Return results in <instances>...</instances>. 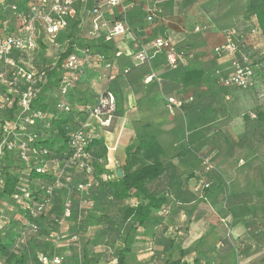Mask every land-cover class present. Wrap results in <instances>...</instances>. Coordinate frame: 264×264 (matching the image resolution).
<instances>
[{
    "label": "crops",
    "instance_id": "0c3cea01",
    "mask_svg": "<svg viewBox=\"0 0 264 264\" xmlns=\"http://www.w3.org/2000/svg\"><path fill=\"white\" fill-rule=\"evenodd\" d=\"M239 1L167 0L161 9L163 21L151 26L145 22L140 9L130 11L128 20L134 38L143 43L154 36L170 38L176 48L186 51L189 57L181 59L175 69L167 67L163 53L153 55L147 63L135 65L132 37H117L115 45L123 54L113 59L114 68H87L68 97L74 110L78 111L94 104L98 95L106 90L114 95L116 112L111 125L102 128L90 121L92 127L89 130L96 143L106 150L102 163L111 180L116 178L117 170L125 162L127 147L149 139H155L161 146L164 153L161 161L167 171L157 183L161 189L177 188L172 194L174 202L163 217L166 228L160 225L139 228L135 239L140 243L151 235L147 252H155V243L159 240H154V234L164 231L166 238L175 240V246L186 251L183 261L187 264L196 259L202 264H239V251L244 263L264 264V241L255 236L260 229L254 230L252 225L246 226L243 222L227 227V218L219 214L221 209L217 206L215 192H210L204 201L191 193L198 165L190 147L193 148L196 140L206 134L203 129L209 123L210 109L219 100L215 91V69L221 68L222 75L229 72V66L220 64L212 55V48L223 43L224 34L240 22ZM195 26L206 29L194 33ZM59 38L63 39L64 34ZM101 45L104 54L113 58L112 45ZM125 69L128 72L123 74ZM170 97L192 100L179 109L170 110L167 105ZM82 118L80 116L78 120ZM130 202L134 203L133 200ZM136 246L131 245V253L136 254L135 264H151L147 261L151 254H145L146 250ZM166 251L159 257L163 259Z\"/></svg>",
    "mask_w": 264,
    "mask_h": 264
},
{
    "label": "built area",
    "instance_id": "2783aa9c",
    "mask_svg": "<svg viewBox=\"0 0 264 264\" xmlns=\"http://www.w3.org/2000/svg\"><path fill=\"white\" fill-rule=\"evenodd\" d=\"M167 0H0V189L3 186V165L8 155L15 153L18 163L23 167V173L33 171L36 175L53 170L54 179L35 181L41 185L44 196L35 201L31 197V183L18 182L16 192L9 201L20 205L31 217L46 214L50 209V199L57 190L71 191L73 183L69 166L63 161V166L50 158L47 149H37L34 143L39 139L41 126L47 128L51 124V115L35 107L42 89L48 85L50 69L54 68L56 82L47 88L42 97L45 101H53L52 108L56 113H70L72 103L69 95L87 68L100 67L106 70L114 68L113 59L120 57L123 51L115 45V39L121 36L132 37L134 64L147 63L155 54L163 53L168 68L175 69L179 61L189 57L184 50L176 48L175 44L166 37L154 36L147 43L133 37V29L129 24L128 13L140 9L148 25H156L163 21L162 5ZM179 2L181 0H174ZM9 21L11 24H8ZM206 27L195 26L194 33L205 30ZM249 37L260 36V29L251 20L248 27ZM60 34L64 38L60 39ZM239 31L228 30L224 34V43L213 48L217 58L227 56L232 59V71L221 75L218 84L223 88L244 89L256 82L253 65L246 55H240L238 46ZM98 44H95L98 42ZM46 45L44 56H50L53 61L37 62V66L25 68L20 63L23 59H37L35 54L41 51L40 45ZM110 44L113 48V58L94 49V45ZM71 46V52L61 59L60 51ZM52 48L57 53L49 52ZM51 58H48L50 60ZM128 69L123 71L126 74ZM151 76L147 79L150 80ZM52 99V100H51ZM192 99H167L168 108H181ZM116 101L111 92L104 91L94 106L84 109L80 126L70 133L72 155L69 162L77 164V171L85 177L92 175L89 165V153L86 150L92 140L89 130L90 121L96 122L102 128H108L115 116ZM39 127V129H38ZM38 130V131H37ZM203 173H207L211 165L207 160L202 161ZM202 175L204 176V174ZM195 179L192 193L198 199H204L211 184L203 176ZM202 177V178H201ZM95 187L93 182H84L83 178L75 182L74 190L79 194L80 206L84 209L92 207L90 194ZM70 215V203H64V216ZM26 226L36 232L35 223ZM230 234V232H229ZM53 242L54 234L50 238ZM59 242V241H58ZM26 243V233L17 239L15 248ZM238 258V256H237ZM42 264H62L58 256L39 255Z\"/></svg>",
    "mask_w": 264,
    "mask_h": 264
},
{
    "label": "trees",
    "instance_id": "16d2710c",
    "mask_svg": "<svg viewBox=\"0 0 264 264\" xmlns=\"http://www.w3.org/2000/svg\"><path fill=\"white\" fill-rule=\"evenodd\" d=\"M239 2L242 12V18L239 21L242 22L243 27L238 30L240 24L238 22L236 27L232 28L239 31L241 38L238 39V48L246 54L250 38L248 27L252 19L256 20L264 43V0H240ZM45 46L40 45L41 51L44 52ZM94 47L103 52L102 45H94ZM71 50V46H67L65 50L59 52L58 65ZM23 60L20 62L23 67L32 68L25 66ZM56 74L54 68L50 69L51 80L42 89L35 104L37 109L49 113L52 120L47 128L41 126L39 129L38 127L41 134L34 146L37 149H47L51 153L50 158L56 160L60 167L63 166V161L67 162L69 166L66 170L71 172L73 179L71 191L63 189L55 191L50 199V209L46 214L31 217L20 205L10 202L9 197L16 192L18 182L23 181L25 184H32L31 197L39 201V198L45 194L40 184L35 185V181H53L54 171L50 170L42 175H36L33 171L26 174L23 173V167L18 163L15 153L6 157L2 169L4 183L0 189V264H42L37 260L39 255L58 256L62 259V264H101L102 262L103 264H130L133 256L130 238L137 235L139 228L158 225L166 228L163 217H166L170 205L174 202L172 194L177 188L161 189L157 183L167 171V167L161 161L164 155L163 150L155 139L141 140L137 146L127 147L125 162L118 169L120 176L115 175L116 178L111 180L109 172L104 169L102 163L106 157V150L92 138L86 147L92 175L85 177L83 173L76 172L77 164L68 161L72 155L70 133L80 126L78 122L81 120H78V117L83 116L84 109L94 106L103 92L98 95L92 105H86L75 111L72 103L70 113H56L51 105L53 101L47 102L42 97V93L47 88L54 86ZM256 118L259 123L264 124V111H259ZM244 143L245 140L237 142L238 146ZM198 177V174L195 175V179ZM81 178L84 182L90 181L95 185L90 194L92 207L88 210L81 208L79 194L74 190L75 182ZM211 189L212 187L209 189L210 192ZM216 190L221 189L217 186ZM67 200L70 203V215L65 217L64 203ZM131 200L134 201L133 204ZM216 201L219 203L217 193ZM110 204L117 207L115 215L108 211ZM27 222L37 225L38 229L35 233L26 226ZM23 232L26 233V243L15 248V243ZM52 234L55 239L58 238L54 242L50 239ZM163 234L164 231L161 234L155 232L154 240H166ZM38 236L43 239L42 243L38 244L40 240ZM167 239L166 256L159 264H187L183 261L186 251L176 247L173 239L168 237ZM97 242L101 244L99 251L95 249ZM61 244H65L68 249H61L63 248V246L60 247ZM113 246L117 248L113 249ZM66 251L71 253L65 254ZM192 264L202 263L196 259L192 261Z\"/></svg>",
    "mask_w": 264,
    "mask_h": 264
},
{
    "label": "rangeland",
    "instance_id": "374dc122",
    "mask_svg": "<svg viewBox=\"0 0 264 264\" xmlns=\"http://www.w3.org/2000/svg\"><path fill=\"white\" fill-rule=\"evenodd\" d=\"M8 24H11V22L9 21ZM237 24L238 22L235 23L234 27ZM240 27H243L242 22L238 25V28ZM240 38V36H237V39ZM262 40L260 36L250 37L247 53L240 51V55H246L253 65L256 82L251 87L221 90L218 80L222 75V70L217 66L214 72L216 78V90H214L218 92L219 100L210 109L208 116L210 122L206 127L204 126L203 132L207 136L204 137L205 135H203L196 141L199 143L202 138L206 139L200 144L194 143L193 148L190 147V150L194 151L193 156L197 160L196 171L198 175L201 174L203 176L202 161L207 160L211 165L209 171L206 174L203 173V178L211 182V192H215L219 196V203L218 201L216 203L221 209L219 214L228 220H225L227 227L239 222L252 225L254 230L260 229L255 235L260 241H264V124L257 121L256 115L259 111H264V43ZM49 52L53 53V55L57 53L53 49H50ZM44 53L39 51L35 54L37 59H25L23 64L27 67H35L38 65L37 62L45 61L46 58L47 61L45 62L50 63L53 61V58L44 56ZM48 58L51 59L48 60ZM217 60L220 61V64L226 67L229 66L228 73L232 71V59L222 55ZM241 140H245V143L238 146L237 142ZM217 186L221 189L220 191L216 190ZM192 188L193 184L191 185V193ZM209 192H207L204 199H201L202 201L207 198L208 194H210ZM108 211L110 214L115 215L117 207L110 204ZM253 228L249 227L250 231H253ZM150 237L148 235V238L140 243L139 240L137 242V239L133 237L130 238L129 242L130 245L135 244L137 245L136 247L147 252L150 250L148 247ZM38 239H40L38 244L42 243L43 239L39 236ZM167 241L168 239L166 238V240L159 241L158 244L156 242L157 250L155 252H144L147 255L148 253L151 254L147 261L152 262L151 264H159L162 260L160 258L161 254L165 252L168 245ZM173 242L175 243V240ZM98 243L95 249L97 248L99 251L101 244ZM117 243L120 244V242ZM62 246L63 248L61 249H68L65 244H61L60 247ZM116 248L115 246L113 249ZM153 248L152 246L151 250ZM64 253L71 252L66 251ZM135 255L132 258L130 257V264H135ZM237 255L239 264H247L243 262L244 257L240 251ZM144 264L148 263L145 262Z\"/></svg>",
    "mask_w": 264,
    "mask_h": 264
},
{
    "label": "water",
    "instance_id": "95a60500",
    "mask_svg": "<svg viewBox=\"0 0 264 264\" xmlns=\"http://www.w3.org/2000/svg\"><path fill=\"white\" fill-rule=\"evenodd\" d=\"M117 175L120 176V171L119 170H117Z\"/></svg>",
    "mask_w": 264,
    "mask_h": 264
}]
</instances>
